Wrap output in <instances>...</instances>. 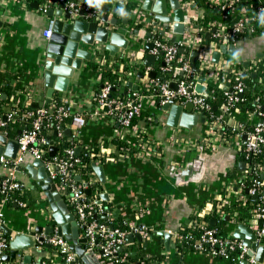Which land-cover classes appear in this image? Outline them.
<instances>
[{
  "label": "crops",
  "instance_id": "crops-1",
  "mask_svg": "<svg viewBox=\"0 0 264 264\" xmlns=\"http://www.w3.org/2000/svg\"><path fill=\"white\" fill-rule=\"evenodd\" d=\"M75 1L97 5L100 8L99 17L107 16L108 22L104 24L99 20V25L104 24L128 42L125 49L119 48L114 55L97 43L87 48L92 52L90 61H83L80 69L74 72L67 92L54 95L57 99L66 100L72 113L84 119V125L75 130L68 120L63 128L71 131L73 140L65 137L63 130L61 137L56 136L57 143L50 137L54 146L60 148L64 143H68V149L74 150L79 147L81 151L97 148L98 160L94 164L103 168L105 182L101 183L93 172L88 183L79 176L81 186L87 184L91 189L89 197L94 198V201H102V206H106L105 209L108 211L103 215V219L109 226H112L115 220H118V224L126 220L147 228L150 234L146 241L139 235L142 241L139 242L136 238L138 234H127L133 236V242L125 241L132 254L135 248H141L146 257L156 258L153 264H233L195 250L180 253L177 246L182 242L180 232L185 225H192L193 217H203L205 214L201 212L210 209L212 201L219 200L221 196L229 193L226 189L229 180L237 173L245 171V161L235 148V142L222 139L223 134L214 131L215 124L210 126L206 122L192 130L171 128L166 124L167 114L157 107V103L148 99L143 101L141 111V115L146 113L148 116L141 118L140 115L137 118L133 125L135 131L123 129L114 116L106 108L100 107L95 100L101 86L98 74L92 71L89 65L92 62L112 64L113 57L129 58L140 65V72L126 82L127 86L129 83L132 85L128 86V91L134 92L151 79L149 78L151 72L155 73V78L161 79L164 63L159 61V57L153 56L155 60L152 67L144 64L145 56L150 55L148 53L150 49H146L147 45H150L146 41L149 36L146 35L150 33L148 29L135 25L136 17L132 11L129 15L119 16L116 7L119 1L108 0L102 5H98L93 0ZM128 1L134 6L142 5L136 0ZM193 1L190 19L183 11L182 33H175L174 27L177 23H164L151 11L144 10L148 12L146 21L150 25L161 22L171 31L172 38L175 37V41L179 40L185 33L187 20L195 24V21H204L213 17L211 23L216 19L204 1ZM38 2V0H0V19L3 21L0 29V74L16 76L12 85H17L18 89L27 92L25 105L30 107L33 104L38 107L43 106L47 91L39 68V58L42 47L48 40L43 34L51 18L39 12ZM166 5L168 16L173 17L168 0ZM57 11L58 9L53 11L52 19H56ZM112 21L115 22L114 25L110 23ZM205 34V38L211 44L210 35L207 32ZM230 45H233L234 51L230 52L227 49L225 54H220L217 63L212 61L211 56L214 68L227 70L234 67L241 70L243 76L255 64L261 60L264 62V31L252 37L238 39L227 45V48ZM220 46L214 48L211 45L213 53L219 51ZM199 77H203L202 84L197 82ZM199 77H196L194 91L203 94L206 86L205 78L201 75ZM170 80L171 84L175 85L176 79ZM134 87L137 89L135 90ZM195 87H199V90L196 91ZM228 122L232 127L239 125L252 127L256 118L249 113H236ZM60 154L61 152L56 157ZM99 158L102 161H99ZM32 160V157L26 156L16 171V178L24 187L23 206L9 202L1 205L3 226L11 231V237L28 234L35 228H41V234L36 235L40 237L46 228L54 225L46 198L25 169ZM6 174L7 168L1 165L0 178H4ZM58 187L59 185H57L59 191ZM237 194L236 188L233 187L229 196L235 198ZM221 220L223 230L233 238V231L239 223L234 224L230 219L225 222L223 217ZM218 224L220 221H217L216 225ZM245 226L249 228L248 224ZM161 232L171 235L168 249L164 245V238L159 235ZM2 233L5 236L3 230ZM84 248L90 249L88 245ZM24 254L30 256V264H40V262L63 264L58 253L52 250V247L47 248L45 243L39 244L35 251L27 250ZM12 264H21V258L17 256Z\"/></svg>",
  "mask_w": 264,
  "mask_h": 264
},
{
  "label": "built area",
  "instance_id": "built-area-1",
  "mask_svg": "<svg viewBox=\"0 0 264 264\" xmlns=\"http://www.w3.org/2000/svg\"><path fill=\"white\" fill-rule=\"evenodd\" d=\"M38 10L41 14H47L49 9L53 11L59 9L61 4L64 5L63 12L72 15V18H77L78 13L83 11L87 17H93L99 20L100 8L91 10L86 2L75 0H38ZM126 3L128 0H117ZM181 9L191 17V8L194 6L193 0H178ZM206 6L214 11L216 19L208 24L207 32L212 43L208 46L202 44V29L198 28L194 23L187 20L186 30L183 36L176 40V45L168 43L172 38L170 30L165 28L164 24L147 23V13L139 6H133L131 11L136 17L135 25L148 29L150 36L146 40L152 45L148 53L154 57L163 55L164 67L163 73L171 71L170 65L175 62L177 67L172 71L174 74H181L182 79L175 81L176 90H173L171 80H163L159 78L148 79L142 84L145 89L153 88L156 90V97L159 98L157 107L160 108L168 101H173L175 104L185 106L188 103L193 105L196 113H203L210 110L208 95L206 93L197 94L194 91L196 84V76L193 75V70L188 56L177 55V48L188 47L192 51H198L197 61H199V71L203 73L205 83L216 84L219 78L224 79L227 74L235 76V84L229 90H225L226 105L222 109V113L215 121V130L221 131V124L224 117L230 115V109L240 101L244 85L240 81L242 71L234 67L226 69L213 67L211 56L213 53L212 47L216 48L220 45H229L232 42L244 37H252L257 35L255 25L258 23L264 24V0H205ZM54 19H49L44 37L49 39L52 34ZM204 32V33H205ZM160 33L161 39H155L152 35ZM257 64L254 65V67ZM101 75L98 74V80ZM233 90V92H231ZM111 85L104 83L99 90L95 100L100 107L106 108L108 112L114 116L119 125L125 130L135 131L132 125V120L138 117L142 111L143 101L145 99L155 102L152 95L139 94L136 91L132 94L131 99L126 101L119 98H110ZM60 106L53 116L56 125H52L57 137H61L64 130L62 122L65 119H70V126L75 130L80 129L84 125V119L72 113L66 100L58 99ZM258 101V99H256ZM156 103V102H155ZM256 118V122L247 132H243L244 126L232 127L237 132L230 141L235 142V148L240 153L245 161V171L237 173L230 180L226 187L230 193L233 187L236 188L238 194L232 198L229 193L221 196V205L227 206L237 200H244L243 191L246 195L257 200V208L255 216L248 221L249 228L255 234V242L264 246V165H256L253 161L256 157L264 153V110L252 113ZM27 118H31L30 127L23 131L15 140L18 144V151L14 159L6 156H0V166L7 168V174L4 178H0V195L4 198L0 201V226L3 225V204L10 200L9 193L16 191L23 195L24 187L16 178V171L24 162L26 156L33 159L43 160L45 167L50 173L51 179L56 185L59 184V193L64 197L65 202L73 213L78 226L81 228L82 235L87 239L88 246L95 253L99 264H127L128 254L130 249L125 243L127 234H138L144 241L148 239L149 231L144 225H135L126 220H123L121 227L110 228L109 224L98 220V217L104 215L102 205L97 201H87L83 193L81 185L71 179L69 170L74 165L79 164V160L74 155V150L67 149L62 157H54L51 160L44 159L46 154L45 145L46 138L41 135L42 128L48 123L51 117L48 116L46 109L39 108L26 113ZM13 115L11 112H2L0 108V133L4 130L7 124L12 121ZM222 139H225L224 136ZM263 176V177H262ZM60 183L57 184V181ZM249 183L246 184V181ZM19 206H23L22 200H14ZM210 209H207L204 214ZM262 224L259 225L258 221ZM7 240L0 228V264L1 258L5 252ZM142 242V241H141ZM46 245H50L57 249L58 255L61 257L63 264H80L75 254L69 249L68 243L52 235L45 241ZM198 252H204L214 258L222 259L233 264H240L246 260L249 264H258L253 258L248 257V248L239 240L229 236L220 238L216 232L207 224L202 225V233L194 242V249Z\"/></svg>",
  "mask_w": 264,
  "mask_h": 264
},
{
  "label": "water",
  "instance_id": "water-1",
  "mask_svg": "<svg viewBox=\"0 0 264 264\" xmlns=\"http://www.w3.org/2000/svg\"><path fill=\"white\" fill-rule=\"evenodd\" d=\"M141 2L143 10L151 11L155 14L156 18L164 23L175 22L177 25L174 27L175 33H182L184 13L180 7L178 0H168L169 6L173 11V17L168 16L166 10V0H136ZM86 5L95 9L97 5L88 2ZM64 5L59 6L58 11L55 13L56 19H54V25L50 38L43 45L40 58L39 68L43 76L44 86L47 89L45 104H51L52 98L55 93L67 92L70 84V79L73 78L74 72L79 70L83 61L89 62L92 52L87 48L93 47L96 43L103 45L106 50L114 55L119 48L125 49L127 47V40L123 36L112 32L111 29L104 26L107 24V16H101L99 20L104 24L99 25V20L93 17H87L83 11L78 13L77 18H72L69 13L63 12ZM47 16L53 17V10L49 9ZM112 25L114 21L110 22ZM3 26V21L0 19V29ZM146 36H150L147 34ZM1 39V37H0ZM175 37L171 39L173 43ZM152 45H147L146 49H151ZM227 49L232 52L234 51L233 45L229 48L225 45L219 47V51L214 52L212 55V61L217 63L220 54H225ZM182 50H180L181 52ZM198 57V51H194L189 58L193 71H197L195 61ZM155 58L153 56H145L144 64L152 67ZM245 75H243L244 77ZM252 78L256 77L255 73L251 74ZM149 78H155V73L151 72ZM197 82L203 83V77H199ZM261 84L264 85V79L261 80ZM131 87V83L128 84ZM226 86L225 90H229ZM170 87L176 90V86L171 84ZM136 90L137 87H134ZM195 90H199V87H195ZM200 93V92H199ZM4 98V96H2ZM36 104L32 105V108L36 109ZM161 110L167 114L166 124L171 128H183L186 130H192L198 125H203L207 118L205 114H197L194 112L193 105L191 103L185 106L175 104L173 101H168L162 106ZM215 110V108H213ZM262 111L264 109H261ZM20 135V134H19ZM57 135L56 132L53 133ZM65 137L73 140L71 131L64 129ZM0 156H6L14 159L17 151L18 144L14 140H8L7 137L0 133ZM46 144L48 146V158L53 159L60 152H65L68 149V143H64L60 148L55 147L50 137H47ZM81 152L79 147L74 149V155L78 156ZM60 157V155H59ZM244 164L242 163V169ZM195 168V167H194ZM27 173L31 180L36 182V185L41 189L44 197L46 198L49 207L51 209V219L54 225L46 228L43 235L36 237L37 234H41V228H35L34 231L28 234H18L11 237V231L5 226L1 225V230L5 233V238H9L5 252L2 255V264H12L16 257L21 258V264H30V256L24 254L27 250L35 251L39 244L45 243L52 235H56L59 238L64 239L68 243L69 249L75 254L80 262L83 264H99V261L95 253L89 249L86 250L84 246L88 244L87 239L81 236L82 231L78 226L77 221L70 211L65 200L57 190V185L51 179L50 173L45 167L43 160L33 159L28 165L25 166ZM92 170L98 177L101 183L105 182L103 168L92 164ZM192 170V169H191ZM190 170V172H191ZM263 177V176H262ZM76 181L81 182L79 176H76ZM83 193L86 196L91 195V189L87 184H83ZM98 204L102 205V201H97ZM225 222L229 221L227 215L223 216ZM262 221L259 220L258 224L261 225ZM217 221L212 219L209 221L210 227H215ZM113 229V226H110ZM160 236L164 238V245L166 249L169 248L170 234L161 232ZM137 240L140 242L141 237L136 235ZM233 238L242 241V243L248 248L247 256L254 259L258 264H264V246H260L255 242L254 232L245 225L239 224L233 231ZM127 243L133 242V236L127 235L125 237ZM47 248H51L50 245H46ZM41 264V262H40ZM240 264H249L248 261L244 260Z\"/></svg>",
  "mask_w": 264,
  "mask_h": 264
},
{
  "label": "trees",
  "instance_id": "trees-1",
  "mask_svg": "<svg viewBox=\"0 0 264 264\" xmlns=\"http://www.w3.org/2000/svg\"><path fill=\"white\" fill-rule=\"evenodd\" d=\"M30 1V0H28ZM98 5H102V3H106L108 0H93ZM195 1H204L205 0H195ZM133 3L130 1H127L126 3L118 2L116 4V7L119 10V16H126L129 15ZM212 14L214 15V11H212ZM213 18V17H212ZM211 19H206L204 21H195V25H197L198 28L202 29L203 34L202 36V44L203 46H208L209 40L205 38V31L207 30L208 24L210 23ZM197 22V23H196ZM256 34H259L260 32L264 31V24L258 23L255 25ZM155 39H161L160 33H157L155 35H152ZM171 45H176L177 41L171 42V40L168 41ZM180 50H182L180 52ZM192 49L188 47H178L177 48V55H183V56H190L192 53ZM110 59V58H108ZM114 62L112 64L108 63H91L89 65V68L96 72L97 74L101 75V78L99 80V84L102 87L104 83H108L111 85V92H110V98L115 99L119 98L120 100L126 101L128 99H131L132 94L135 92L128 91L129 88L127 86V81L130 80L131 77H135L137 75V72H140V65L137 63H134L129 58H124L122 56L119 57H113L112 58ZM159 61H163V55H160ZM195 66L197 68V71H193V75L196 77H199L200 75H203L202 72L199 71V61L195 62ZM177 67L176 63L173 62L170 65L171 71L168 73H162L161 79L163 80H170V79H182L183 76L179 73L173 74L172 71ZM255 73L256 77L252 78L251 74ZM16 78V76H8L5 74H0V108L2 109V112H11L13 115L12 121H10L7 126L4 128L3 131H1L9 140H16L19 134H21L23 131L27 130L31 125V118L26 117V113L29 111L35 110L34 108L30 106L25 105V97L28 95L27 92L23 89H18L17 85L13 86V80ZM264 79V62L261 60L258 62V64L248 69L245 76L240 77V81L244 85V89L242 92V95L240 97V101L236 103L231 109H230V115L226 116L222 120L221 124V131L223 132V136L226 139V141H230L231 138L235 135L237 132L236 130L232 129V126L229 124V118L236 113H249L252 114L254 112H259L261 109H264V85L261 84V80ZM235 76L227 74L224 79L219 78L216 84L212 83H206L205 86V93L208 95V102L210 104V110L204 111V114L207 118L206 124L213 126L215 124L216 118L219 117L222 113V109L226 105V98L224 96L225 90L223 87L225 85H230L232 87L235 84ZM137 93L143 94V95H152L155 98V102L158 104L159 98L156 97L157 93L156 90L153 88L145 89L143 86H140L138 90H136ZM233 92V90H231ZM4 96V98H2ZM258 99V101H256ZM60 106V102L58 99L54 96L51 104H44L43 106H39L36 109L44 108L46 109L48 116L51 117V120L48 122L50 124L49 127L46 125L42 128L41 135L44 136L46 139L47 137H51L53 141L57 143L58 138L56 136H53L54 129L51 127L52 125H56L55 121L53 120V116L56 114L57 109ZM215 108V110H213ZM143 113L141 115V118L147 117L148 114ZM140 115L138 117H140ZM134 118L132 120V125L135 124L137 118ZM70 119H65L62 124L64 125L66 122H68ZM251 129V126H246L243 129V132H247ZM47 145H45V149L47 150ZM65 152H62L60 154V157L64 156ZM46 160H49L47 155L45 154L44 157ZM76 158L79 160V164L74 165L72 168H70L69 173L71 176V179L76 182V176H80L83 178L87 183L90 180V175L93 173L92 170V164L98 160V152L97 148L93 149H83ZM243 159V158H242ZM102 161L101 158H99V161ZM244 160V159H243ZM256 165L263 166L264 165V153L258 157H256L253 161ZM60 183V181H57V184ZM249 183V180L246 181V184ZM77 184L81 185V182H77ZM59 185V184H58ZM243 198L244 200H237L236 202L231 203L230 205L223 206L221 205V199L214 200L210 204L211 210L206 212L203 217L197 216L193 217L191 219L192 225L187 226L183 228V230L180 232L182 242L181 244H178V252H184V251H192L194 249V242L200 237L202 233V223L207 224L209 226V221L211 219H216L217 221H220V224L216 225L215 227H211L215 230L216 235L220 238L227 237V233L223 230L222 227V220L221 218L224 215H227L229 219L235 224H248V221L252 219L255 216V210L257 208V200L253 197H249L246 195V192L243 191ZM10 200L9 203H14V200L20 199L23 200L24 195H20L18 192L13 191L9 193ZM4 198L3 195H0V201ZM86 200L94 201V198L86 197ZM106 206H102L104 210V215L108 211V209H105ZM98 220L103 221L107 223L103 216L98 217ZM116 222V224H115ZM113 223V227H121V224H118V220H115ZM190 222V223H191ZM8 237L6 240L8 241ZM52 250L57 252V249L52 247ZM134 254H132V251L128 254V262L127 264H153L155 261V257L148 256L146 257L144 251L141 248H135Z\"/></svg>",
  "mask_w": 264,
  "mask_h": 264
}]
</instances>
